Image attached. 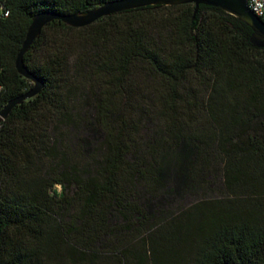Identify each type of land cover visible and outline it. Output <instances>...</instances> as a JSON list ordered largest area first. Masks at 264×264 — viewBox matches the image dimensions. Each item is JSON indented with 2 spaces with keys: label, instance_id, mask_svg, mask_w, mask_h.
Returning <instances> with one entry per match:
<instances>
[{
  "label": "trees",
  "instance_id": "16d2710c",
  "mask_svg": "<svg viewBox=\"0 0 264 264\" xmlns=\"http://www.w3.org/2000/svg\"><path fill=\"white\" fill-rule=\"evenodd\" d=\"M107 1L0 0V110L33 86L15 68L32 17ZM251 34L194 4L46 24L23 57L44 86L0 122V264H264Z\"/></svg>",
  "mask_w": 264,
  "mask_h": 264
},
{
  "label": "water",
  "instance_id": "95a60500",
  "mask_svg": "<svg viewBox=\"0 0 264 264\" xmlns=\"http://www.w3.org/2000/svg\"><path fill=\"white\" fill-rule=\"evenodd\" d=\"M194 4L195 10L200 5L213 6L235 16L246 24L252 34L250 42L257 48L264 49V20L256 16L247 5V0H110L95 8L80 13L56 14L50 11L36 13L28 26L24 41L15 58L17 72L29 79L33 86L25 93L10 99L0 110V122L4 120L16 105L36 96L44 86L42 79L35 76L25 65L23 57L34 40L39 36L43 27L54 19H59L72 27H83L103 17L110 16L125 10L150 5H180Z\"/></svg>",
  "mask_w": 264,
  "mask_h": 264
},
{
  "label": "built area",
  "instance_id": "2783aa9c",
  "mask_svg": "<svg viewBox=\"0 0 264 264\" xmlns=\"http://www.w3.org/2000/svg\"><path fill=\"white\" fill-rule=\"evenodd\" d=\"M248 8L258 17H264V0H247Z\"/></svg>",
  "mask_w": 264,
  "mask_h": 264
},
{
  "label": "rangeland",
  "instance_id": "374dc122",
  "mask_svg": "<svg viewBox=\"0 0 264 264\" xmlns=\"http://www.w3.org/2000/svg\"><path fill=\"white\" fill-rule=\"evenodd\" d=\"M219 190H223V186H211V190H209L207 193L209 194V197H217Z\"/></svg>",
  "mask_w": 264,
  "mask_h": 264
}]
</instances>
